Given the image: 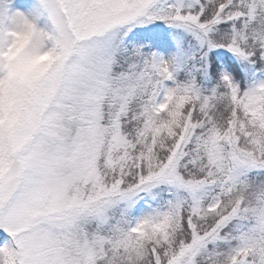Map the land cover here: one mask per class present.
Instances as JSON below:
<instances>
[{
	"label": "snow or ice",
	"instance_id": "obj_1",
	"mask_svg": "<svg viewBox=\"0 0 264 264\" xmlns=\"http://www.w3.org/2000/svg\"><path fill=\"white\" fill-rule=\"evenodd\" d=\"M0 234V264H264V0H0Z\"/></svg>",
	"mask_w": 264,
	"mask_h": 264
},
{
	"label": "rangeland",
	"instance_id": "obj_2",
	"mask_svg": "<svg viewBox=\"0 0 264 264\" xmlns=\"http://www.w3.org/2000/svg\"><path fill=\"white\" fill-rule=\"evenodd\" d=\"M0 235H2V234H0Z\"/></svg>",
	"mask_w": 264,
	"mask_h": 264
},
{
	"label": "trees",
	"instance_id": "obj_3",
	"mask_svg": "<svg viewBox=\"0 0 264 264\" xmlns=\"http://www.w3.org/2000/svg\"><path fill=\"white\" fill-rule=\"evenodd\" d=\"M237 68H238V66H237Z\"/></svg>",
	"mask_w": 264,
	"mask_h": 264
}]
</instances>
